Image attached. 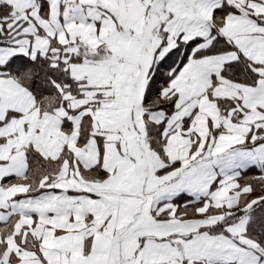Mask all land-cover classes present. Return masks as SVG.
<instances>
[{
  "label": "snow or ice",
  "instance_id": "1",
  "mask_svg": "<svg viewBox=\"0 0 264 264\" xmlns=\"http://www.w3.org/2000/svg\"><path fill=\"white\" fill-rule=\"evenodd\" d=\"M0 264H264V0H0Z\"/></svg>",
  "mask_w": 264,
  "mask_h": 264
}]
</instances>
